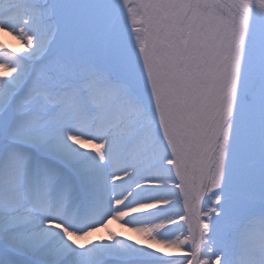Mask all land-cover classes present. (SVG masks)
<instances>
[{"label":"snow or ice","instance_id":"obj_1","mask_svg":"<svg viewBox=\"0 0 264 264\" xmlns=\"http://www.w3.org/2000/svg\"><path fill=\"white\" fill-rule=\"evenodd\" d=\"M0 33V264H264V0H0Z\"/></svg>","mask_w":264,"mask_h":264},{"label":"rangeland","instance_id":"obj_2","mask_svg":"<svg viewBox=\"0 0 264 264\" xmlns=\"http://www.w3.org/2000/svg\"><path fill=\"white\" fill-rule=\"evenodd\" d=\"M0 41L5 43L10 50L19 51L22 48L21 42H19L14 36L0 33ZM110 229L122 236H128L132 239H142L137 233H134L130 228L123 227L117 222L110 224ZM108 230H101L94 234L93 239L99 238L100 236L106 235Z\"/></svg>","mask_w":264,"mask_h":264}]
</instances>
